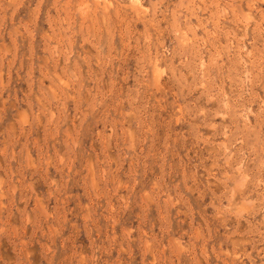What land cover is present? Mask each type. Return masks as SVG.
<instances>
[{"label": "rangeland", "instance_id": "rangeland-1", "mask_svg": "<svg viewBox=\"0 0 264 264\" xmlns=\"http://www.w3.org/2000/svg\"><path fill=\"white\" fill-rule=\"evenodd\" d=\"M0 264H264V0H0Z\"/></svg>", "mask_w": 264, "mask_h": 264}, {"label": "bare ground", "instance_id": "bare-ground-1", "mask_svg": "<svg viewBox=\"0 0 264 264\" xmlns=\"http://www.w3.org/2000/svg\"><path fill=\"white\" fill-rule=\"evenodd\" d=\"M238 169V168H237ZM225 180V179H224Z\"/></svg>", "mask_w": 264, "mask_h": 264}]
</instances>
